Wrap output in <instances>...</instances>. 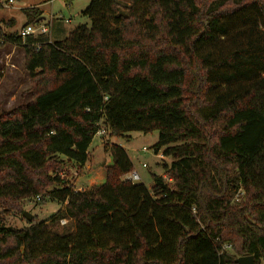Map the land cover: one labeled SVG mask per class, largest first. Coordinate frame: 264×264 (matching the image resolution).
I'll return each mask as SVG.
<instances>
[{
  "label": "trees",
  "instance_id": "16d2710c",
  "mask_svg": "<svg viewBox=\"0 0 264 264\" xmlns=\"http://www.w3.org/2000/svg\"><path fill=\"white\" fill-rule=\"evenodd\" d=\"M24 12L41 22L39 7ZM84 14L91 26L60 41L0 19L33 93L0 114V264H264V0H91ZM101 127L158 130L171 180H124L134 164L114 143L106 180L76 190L56 172L85 166ZM36 197L64 208L9 228Z\"/></svg>",
  "mask_w": 264,
  "mask_h": 264
},
{
  "label": "rangeland",
  "instance_id": "374dc122",
  "mask_svg": "<svg viewBox=\"0 0 264 264\" xmlns=\"http://www.w3.org/2000/svg\"><path fill=\"white\" fill-rule=\"evenodd\" d=\"M0 0L3 8L0 11L1 26L7 33H20L27 24L25 8L39 7L43 10L41 21L49 26V35L52 41H60L69 37L70 33L80 25L91 26V20L84 14L91 0H75L72 4L64 0ZM242 37V36H241ZM253 38L264 41V27L259 26L253 32ZM246 42V38L244 39ZM244 86V77L235 83ZM32 83L30 73L25 67V51L21 45L7 41L0 48V114L10 112L21 104H27L33 99ZM159 139V131L150 133L133 130L120 136H101L96 134L89 148V160L85 166H78L68 161L65 167L56 173L62 176L77 190H88L93 185L101 184L106 175V166L111 157L109 145L119 144L125 148L131 158L135 170L141 176L137 183H143L148 188L154 184L153 175L165 176L170 181L169 175L164 169V164H171L172 157L164 156L162 152L158 155L154 151V145ZM159 153V154H160ZM63 157V156H62ZM64 158V157H63ZM55 175V173H53ZM58 187L57 185L53 188ZM23 212L28 211L33 215L27 219L23 213H13L7 217L6 225L11 229L22 228L32 220L34 223L52 217L64 204L51 199L43 200L38 197L24 201ZM62 220L57 227L63 230L64 225L69 224ZM225 248L231 250L230 243Z\"/></svg>",
  "mask_w": 264,
  "mask_h": 264
},
{
  "label": "built area",
  "instance_id": "2783aa9c",
  "mask_svg": "<svg viewBox=\"0 0 264 264\" xmlns=\"http://www.w3.org/2000/svg\"><path fill=\"white\" fill-rule=\"evenodd\" d=\"M8 2L13 3L14 0H9ZM48 33H49V26L41 21L37 24L25 25L21 29L19 35L22 36L23 38H26L28 35H40V34H48ZM97 134L104 136L106 134V130L103 127H101L99 129V131L97 132ZM123 179L124 180H130L132 182H137L138 180L141 179V176H140L138 171H133V172L125 175ZM81 191H83V190L81 189ZM239 196L236 197L237 201L240 200ZM38 199H40V197H38ZM66 221H67L66 219L62 220L63 223Z\"/></svg>",
  "mask_w": 264,
  "mask_h": 264
},
{
  "label": "water",
  "instance_id": "95a60500",
  "mask_svg": "<svg viewBox=\"0 0 264 264\" xmlns=\"http://www.w3.org/2000/svg\"><path fill=\"white\" fill-rule=\"evenodd\" d=\"M23 215L27 219H32V217H33V215L30 214L28 211H24ZM236 263H238V264H255L254 256L253 255L240 256L236 259Z\"/></svg>",
  "mask_w": 264,
  "mask_h": 264
},
{
  "label": "crops",
  "instance_id": "0c3cea01",
  "mask_svg": "<svg viewBox=\"0 0 264 264\" xmlns=\"http://www.w3.org/2000/svg\"><path fill=\"white\" fill-rule=\"evenodd\" d=\"M41 9V8H40ZM43 11V10H42ZM42 19V18H41ZM158 155H161V153L160 154H158ZM131 159V158H130ZM112 162V156L109 158V160H108V163L107 164H110ZM135 171H137V170H135ZM161 175V174H160ZM106 180V175H105V177H104V181ZM104 181H102V183L104 182Z\"/></svg>",
  "mask_w": 264,
  "mask_h": 264
}]
</instances>
